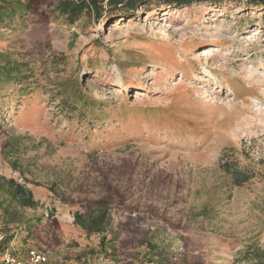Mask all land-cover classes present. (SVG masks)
<instances>
[{"label":"rangeland","instance_id":"374dc122","mask_svg":"<svg viewBox=\"0 0 264 264\" xmlns=\"http://www.w3.org/2000/svg\"><path fill=\"white\" fill-rule=\"evenodd\" d=\"M158 10L0 25V53L25 65L0 79V175L44 205L28 216L55 211L33 241L0 224L22 256L162 263L154 244L168 264L264 261V6ZM228 161L255 176L234 186ZM97 202L122 239L104 250L74 225Z\"/></svg>","mask_w":264,"mask_h":264},{"label":"trees","instance_id":"16d2710c","mask_svg":"<svg viewBox=\"0 0 264 264\" xmlns=\"http://www.w3.org/2000/svg\"><path fill=\"white\" fill-rule=\"evenodd\" d=\"M243 2L249 7L264 6V0H0V25H20L35 18L41 20L43 19L42 12L46 10H49L53 16L65 18L68 23L74 24L87 13L93 14L96 19H100L104 15H107L109 19L115 16L121 17V15H116L117 13L135 16L139 11L158 9L160 11L162 8L167 11L194 5L222 8L226 4H241ZM24 66V64L10 60L0 53V79L5 77L9 82L16 81L21 84L22 81L19 76ZM0 83L5 84L2 81ZM0 88L5 90L4 86ZM221 168L232 177L236 187L243 186L255 176L254 172L241 168L235 161H228ZM43 206L26 184H21L14 178L0 175L1 225L3 224L4 227L8 228L10 226L18 228L26 241L41 239L40 232L51 222L55 211L50 209V213L46 216V211L42 210L40 215L31 217L26 211L36 212L40 208L43 209ZM114 221L111 209L105 202H97L93 208L77 211L74 214V225L85 232L88 237L99 236V246L102 250L122 240ZM13 236L8 237L7 235L8 238L2 246L3 249L7 248L6 244ZM52 237L55 240L57 238L55 233L52 234ZM146 244L149 245L150 243L147 241ZM149 247L152 251H160L155 255L162 261L158 264H168L166 257L162 255L164 253L156 245L150 244ZM256 264H264V261H258Z\"/></svg>","mask_w":264,"mask_h":264},{"label":"built area","instance_id":"2783aa9c","mask_svg":"<svg viewBox=\"0 0 264 264\" xmlns=\"http://www.w3.org/2000/svg\"><path fill=\"white\" fill-rule=\"evenodd\" d=\"M7 234L0 225V247L6 243ZM3 264H44L46 255L37 249H31L25 256L14 247H7L0 253Z\"/></svg>","mask_w":264,"mask_h":264},{"label":"bare ground","instance_id":"6f19581e","mask_svg":"<svg viewBox=\"0 0 264 264\" xmlns=\"http://www.w3.org/2000/svg\"><path fill=\"white\" fill-rule=\"evenodd\" d=\"M119 84V81H116L115 85H118Z\"/></svg>","mask_w":264,"mask_h":264},{"label":"crops","instance_id":"0c3cea01","mask_svg":"<svg viewBox=\"0 0 264 264\" xmlns=\"http://www.w3.org/2000/svg\"><path fill=\"white\" fill-rule=\"evenodd\" d=\"M0 264H2V263H0ZM55 264H62V263H55Z\"/></svg>","mask_w":264,"mask_h":264}]
</instances>
